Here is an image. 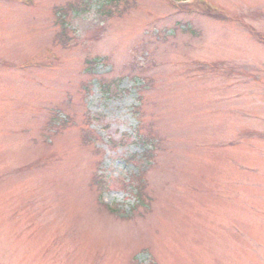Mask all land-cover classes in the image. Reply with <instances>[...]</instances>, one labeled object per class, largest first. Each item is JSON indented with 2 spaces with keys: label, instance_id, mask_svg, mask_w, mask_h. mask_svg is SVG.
I'll return each instance as SVG.
<instances>
[{
  "label": "rangeland",
  "instance_id": "rangeland-1",
  "mask_svg": "<svg viewBox=\"0 0 264 264\" xmlns=\"http://www.w3.org/2000/svg\"><path fill=\"white\" fill-rule=\"evenodd\" d=\"M0 264H264V0H0Z\"/></svg>",
  "mask_w": 264,
  "mask_h": 264
},
{
  "label": "trees",
  "instance_id": "trees-1",
  "mask_svg": "<svg viewBox=\"0 0 264 264\" xmlns=\"http://www.w3.org/2000/svg\"><path fill=\"white\" fill-rule=\"evenodd\" d=\"M111 3H114V0H110ZM107 4V3H106ZM112 210V209H111Z\"/></svg>",
  "mask_w": 264,
  "mask_h": 264
}]
</instances>
